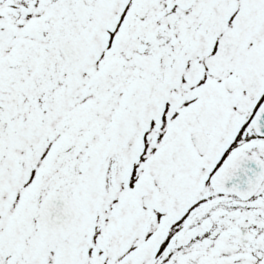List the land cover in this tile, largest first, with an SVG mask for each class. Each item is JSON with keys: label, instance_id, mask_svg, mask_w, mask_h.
I'll return each instance as SVG.
<instances>
[{"label": "snow or ice", "instance_id": "6c2138e0", "mask_svg": "<svg viewBox=\"0 0 264 264\" xmlns=\"http://www.w3.org/2000/svg\"><path fill=\"white\" fill-rule=\"evenodd\" d=\"M0 264H264V0H0Z\"/></svg>", "mask_w": 264, "mask_h": 264}]
</instances>
